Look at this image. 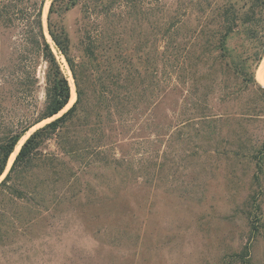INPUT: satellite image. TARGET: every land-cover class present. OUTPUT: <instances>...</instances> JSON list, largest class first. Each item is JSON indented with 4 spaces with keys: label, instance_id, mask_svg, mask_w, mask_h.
<instances>
[{
    "label": "rangeland",
    "instance_id": "obj_1",
    "mask_svg": "<svg viewBox=\"0 0 264 264\" xmlns=\"http://www.w3.org/2000/svg\"><path fill=\"white\" fill-rule=\"evenodd\" d=\"M50 1L45 0L44 6L49 8ZM189 2L123 0L122 11L135 7L134 32L123 23L113 31L124 47L130 35L150 45V34L158 27L150 26V14H163L161 19L166 21L178 3ZM184 11L181 8L180 18ZM61 23L69 36L71 56L82 60V5L63 14ZM179 34L183 36L184 30ZM17 35L0 27L4 53ZM47 42L72 87L70 93L74 92L64 57L51 39ZM178 44L190 46L187 39L179 38ZM43 71L40 63L35 92L39 108ZM160 81L176 89L158 99L150 122L142 117L117 129L109 137L111 148H105L128 169L125 184L106 171L97 173L100 166L96 163L85 170L82 167L85 173L74 176L66 170L57 174L56 163L45 160L19 181L35 190L24 198L0 187V264H264V174L258 182L254 179L251 157L264 137V116L250 120L237 132L233 122L201 134L205 126L187 121V116H197L192 90L164 74ZM74 93L73 102L69 100L57 116L33 127L23 139L65 113L76 100ZM218 110L222 113L223 109ZM42 151L58 154L53 141ZM17 152L10 156L8 168Z\"/></svg>",
    "mask_w": 264,
    "mask_h": 264
},
{
    "label": "trees",
    "instance_id": "obj_2",
    "mask_svg": "<svg viewBox=\"0 0 264 264\" xmlns=\"http://www.w3.org/2000/svg\"><path fill=\"white\" fill-rule=\"evenodd\" d=\"M122 2L50 1L47 32L71 72L76 100L61 116L36 129L11 162L0 187H7L16 198L34 190L19 181L45 160L56 163L57 174L66 170L74 176L96 163L100 166L97 173L106 171L125 184L128 169L105 148H111L109 137L117 129L142 117L150 122L158 99L176 89L160 81L163 74L192 90L197 116H187V121L197 120L205 126L201 134L214 133L233 122L237 132L250 120L264 116V88L255 78L264 57V0L178 3L166 21L161 19L163 14H150V26H158L150 34V45L130 35L126 47L113 30L123 23L134 32L137 19L135 7L126 6L122 11ZM44 4L45 0H0V27L18 34L9 51L0 49V178L19 141L33 127L57 116L70 100L68 79L44 34ZM78 4L85 23L80 61L71 56L69 36L61 23V16ZM156 4H150V11ZM181 8L185 11L180 18ZM182 29L183 36L179 34ZM179 38L187 39L190 46H179ZM40 63L44 65L41 108L35 98ZM146 114L149 116L144 117ZM49 141L58 154L43 153ZM251 157L258 182L264 174V137ZM11 182L18 186L10 187Z\"/></svg>",
    "mask_w": 264,
    "mask_h": 264
},
{
    "label": "bare ground",
    "instance_id": "obj_3",
    "mask_svg": "<svg viewBox=\"0 0 264 264\" xmlns=\"http://www.w3.org/2000/svg\"><path fill=\"white\" fill-rule=\"evenodd\" d=\"M47 4L44 6V10H43V26H44V32L46 34V37H47V40L50 42V39H49V36L47 35V31H46V26H45V16H46V12H47ZM256 79L258 81V83L264 87V59L262 60V62L260 63L259 65V68L258 70L256 71ZM70 84L73 85L72 83V79H70ZM72 88V87H71ZM73 91V90H72ZM75 92V91H74ZM74 92H71L70 94V103L74 101L75 99V93ZM24 139L22 138L20 140V142L18 143L16 149H15V152H17V150H19V146L23 143ZM13 157V155H12Z\"/></svg>",
    "mask_w": 264,
    "mask_h": 264
},
{
    "label": "water",
    "instance_id": "obj_4",
    "mask_svg": "<svg viewBox=\"0 0 264 264\" xmlns=\"http://www.w3.org/2000/svg\"><path fill=\"white\" fill-rule=\"evenodd\" d=\"M47 33H48V32H47ZM48 36H49V34H48ZM72 79H73V78H72ZM261 87H262V86H261ZM68 104H69V103H68ZM68 104H67V105H68ZM41 127H42V126H41ZM37 129H38V128H37ZM34 131H35V130H34ZM34 131H33V132H34ZM33 132H32V133H33ZM32 133H31V134H32ZM31 134H30V135H31ZM30 135H29V136H30ZM29 136H28V137H29ZM28 137H27V138H28ZM27 138H26V139H27ZM26 139H25V140H26ZM25 140H24V142H25ZM24 142H23V143H24ZM23 143L21 144V146L23 145ZM21 146H20V148H21ZM20 148H19V150H20ZM19 150H18V152H19ZM18 152L16 153V155L18 154ZM12 154H13V153H12ZM12 154H11V155H12ZM16 155H15V157H16ZM15 157H14V159H15ZM14 159H13V161H14ZM13 161H12V163H13ZM12 163L10 164L9 168H8V165H7L6 172L4 173V175H6V174L8 173V171H9V169H10Z\"/></svg>",
    "mask_w": 264,
    "mask_h": 264
}]
</instances>
